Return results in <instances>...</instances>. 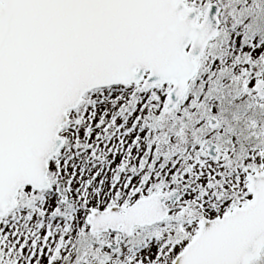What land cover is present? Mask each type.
<instances>
[{
    "label": "snow or ice",
    "instance_id": "snow-or-ice-1",
    "mask_svg": "<svg viewBox=\"0 0 264 264\" xmlns=\"http://www.w3.org/2000/svg\"><path fill=\"white\" fill-rule=\"evenodd\" d=\"M0 264H264V0H0Z\"/></svg>",
    "mask_w": 264,
    "mask_h": 264
}]
</instances>
